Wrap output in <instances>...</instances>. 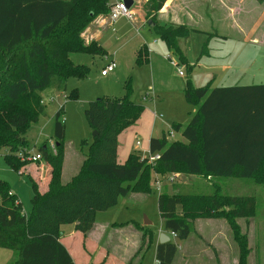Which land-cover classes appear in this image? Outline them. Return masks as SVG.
Segmentation results:
<instances>
[{
	"label": "trees",
	"instance_id": "1",
	"mask_svg": "<svg viewBox=\"0 0 264 264\" xmlns=\"http://www.w3.org/2000/svg\"><path fill=\"white\" fill-rule=\"evenodd\" d=\"M167 1L147 0L145 17L153 19L152 28L160 39L192 71L195 65L183 55L180 42L197 29L154 21ZM256 1L264 5V0ZM110 7L109 0H0V153L7 151L5 159L15 171L24 164L21 155H30L28 131L47 116L41 93L51 87L65 93L70 76L88 73L85 66L74 65L72 54H106L96 42L85 45L81 34L97 16L108 15ZM203 48L207 52V45ZM147 63L148 51L141 48L137 64ZM125 90L122 98L89 103L85 118L97 135L78 174L66 185L62 183L65 125L60 121L64 108L56 113L55 152L47 144L39 151L50 169L47 191L41 192L40 185L31 179L34 196L30 215L16 203L18 198L8 184L0 181V248L17 254L13 264H76L61 242L62 227L73 225L75 231L87 236L97 213L115 207L131 192L149 194L153 177L181 172L251 179L264 188V84L212 88L209 83L197 88L188 80L185 99L198 107L190 123L185 127L173 123L167 133L151 139L150 155H159L154 162L131 154L120 164L118 136L144 112L143 105L130 99V81ZM171 132H181L185 142L170 143ZM221 190L217 186L213 194L161 192L158 209L163 229L185 242L193 233L194 221L225 220L240 249L239 264H247L250 248L239 220L255 218L257 199L224 195ZM137 228L142 232L137 253L141 264L154 243L155 232L147 226ZM178 251L173 242L159 244L156 260L173 264Z\"/></svg>",
	"mask_w": 264,
	"mask_h": 264
},
{
	"label": "rangeland",
	"instance_id": "2",
	"mask_svg": "<svg viewBox=\"0 0 264 264\" xmlns=\"http://www.w3.org/2000/svg\"><path fill=\"white\" fill-rule=\"evenodd\" d=\"M221 1L224 2L226 0ZM114 2L115 0H109V4ZM146 2L147 0H136V3L131 8L134 18L120 19L113 27L108 28L110 26L109 14L97 16L86 30H89L88 35L84 38L83 35L86 33L84 31L81 37L87 46L92 42L98 43L106 54L104 56L80 52L72 54L71 60L74 65L85 66L89 70L88 73L84 77L70 76L67 80L65 93L59 92L54 87L41 93V98L46 106L47 116L42 117L38 123L31 126L26 138L29 141L30 154L32 155L40 153V148L45 144L50 148L51 141H55V115L61 108H64L60 118V121L65 125V160L62 171V183L64 185L68 184L78 174L85 155L93 143V130L85 118V110L88 108L89 103L100 98L124 97L126 95L125 85L128 81H130L132 86L130 99L134 103L145 106L147 103H145L144 98L147 96L157 97L159 95L161 101L163 97H166L165 103L159 107L161 110H157L158 115H162L164 121H166L169 117L168 113H179L180 115L183 113V115L186 114L188 117L190 112L193 113L196 107L189 105L184 96L187 81L191 80L192 84L197 87L207 84L215 75L209 68L211 64L236 63L238 65L240 63L253 76L259 73L264 76V14L261 18H253V22L250 19V13L244 8L245 10L243 9V11L237 13V18L233 19L226 10L229 7L228 3H225V9L223 6H219L218 2L209 0L210 10H213V12H210V17L203 14V19L197 24V27H200L205 32V35L193 31L188 38L180 42V48L185 58L190 64H197V67L191 71L188 65L180 61L176 53L168 49L156 31L150 26L149 22L153 19H146L145 17ZM160 20L161 17L160 19L159 17L154 19V21L162 23ZM236 24L239 27H236ZM250 25L253 26L252 37L261 42V44L255 45L250 43V39L245 41L239 38L241 29ZM101 31L102 33H99L101 35L98 36L97 40L95 34ZM204 44L207 45L208 54L203 50ZM141 48L151 52V55L153 52L164 58L169 65L163 61H160L162 63L158 66L153 65V68L150 65L151 62L148 65H138L137 56ZM111 62L116 64L115 71L107 77L102 76V70ZM179 71L183 72V76L179 74ZM242 71L244 70L242 69ZM255 81H259L257 77ZM262 81H264V78ZM251 83L258 84V82ZM251 83L241 82L230 85L243 86ZM179 100L184 102L182 103L184 106L183 110L180 107ZM131 127L124 130H128L129 134L123 131L118 137L128 135L127 142L129 144L133 143L135 145L138 140L142 144L141 136L139 135L138 138L134 137ZM165 130L167 133L170 129ZM168 140L170 143L175 141L185 142L180 132H174V136H169ZM6 154V150L0 153V181L8 184L11 193L20 201L23 211L30 215L33 210L32 198L34 196L31 179L39 182L42 189L44 182L50 176V169L47 168L46 163H33L21 159L24 164L20 171L17 172L7 163ZM140 154L144 155L143 153ZM146 158L149 159V157ZM174 174H176L174 182L169 183L165 179L161 181L162 189L160 191L155 181L158 179L153 177L151 183L152 191L149 194L131 192L128 196L121 197L115 207L108 211L97 213V229H102V234H104V238L101 239L104 241L100 243V250H98L102 255L99 261H105L106 255H109V259H107L109 264H122V261H124L123 264H128L129 256L125 260L122 259L124 253V256L127 254L126 250H124L125 245L127 241H131L135 236L138 242L141 240L140 230L137 227L138 225L144 226L146 220L151 222V225L147 227L153 229L154 232L158 233L162 230L163 224L158 209V197L161 192L166 191L172 194L175 190H178L184 193L213 194L215 187L220 186L224 195L254 196L257 199V214L255 218L249 221L239 220V224L241 225L242 233L247 236L250 248L247 264H264V188L256 185L251 179H209L204 176L188 175L181 172ZM180 212L181 209L179 208ZM194 222L192 223L193 233L189 241L183 242L171 237V241L177 244L179 248L176 255L177 258L175 257L176 260L173 264H184L182 258L187 252V248L195 258L205 257L204 252L200 253L201 249L210 248L209 257L213 256L214 252H217L216 245L209 239L205 240L199 234L214 233L215 229ZM117 224L125 225L119 227ZM72 229L73 225H64L62 227V231L66 235ZM228 229L230 234L229 242L231 241L235 248L237 264H239L240 249L232 238L230 227ZM102 234L101 237H103ZM71 243L75 248L83 252L84 246L78 239H72ZM98 251H96L95 255L92 252L93 261L98 260ZM136 255L134 256L135 261L133 264H138L140 252ZM16 260V253L0 248V264H13ZM141 262V264H156L154 247L146 251ZM215 262L216 264L219 263V261L217 262L213 257H210V261H202L201 263L194 259L193 264H215ZM222 262L225 264L224 261Z\"/></svg>",
	"mask_w": 264,
	"mask_h": 264
},
{
	"label": "crops",
	"instance_id": "3",
	"mask_svg": "<svg viewBox=\"0 0 264 264\" xmlns=\"http://www.w3.org/2000/svg\"><path fill=\"white\" fill-rule=\"evenodd\" d=\"M214 1L218 2L217 4L219 6H223L225 9H226L225 3H228L229 7L226 10L230 13V15H231L230 17H232L233 19H236L237 13H240L241 11H243L244 8L246 10H248V13H250V16H251L250 19H252V20H253V18H261L262 15L264 14V10H263L264 5L259 4L256 0H226L224 2L221 0H214ZM210 8H211V6H210L209 0H168L167 3L165 4V6L163 7V9L160 11L158 17H159V19L161 17L160 21L162 23H172L175 25H188L191 28L197 29V31H195V32H198V33L205 35V32L200 27H197V24L200 22L201 19H203V14H206V16H208V17L211 16L210 12H213V10H210ZM215 9H217V7H215ZM162 17H163V19H162ZM253 22H254V20H253ZM109 27L110 26H108V28ZM236 27H239V26L236 24ZM99 33H102V31L95 34L97 37V40H98V36L101 35ZM252 35H253V26L250 25L249 27L241 29V35L239 38H241L242 40H245V41L250 39V43L255 44V45L261 44V42L254 39L252 37ZM161 50H162V48H161ZM160 61L166 62L168 64L167 60H165L164 58L158 56L157 54H155L153 52H152V55H151V52H148V63L146 65L150 64V62H151L150 65H152V68H153V65H157V66L160 65V63H162ZM191 65H193V64L191 63ZM194 65L196 68L197 64L195 63ZM176 66H178V65L176 64ZM209 68L211 69V72H213V74H215V75H213V78L209 82H207V84H209V83L212 84V88H218L221 86L222 87H225V86L231 87L232 85H230V84H232V83L238 84L241 82H249V83L258 82V84L251 83L250 85H262V84H264L263 83L264 81H262L264 76H262L261 73H259L256 76H253V74H251L249 70H246L245 66L241 65L240 63H238V65L236 63L235 64H233V63L232 64H226L225 63V64H220V65L211 64L209 66ZM242 69L245 72L242 71ZM256 77L258 78L259 81H255ZM207 84H205V85H207ZM221 84H229V85H221ZM205 85H203V86H205ZM250 85H243V86H250ZM194 86L197 87L196 85H194ZM203 86H201V87H203ZM237 86H242V85H237ZM144 101H146L145 103H147V104L145 106L143 105L144 106L143 114L141 115L140 119L130 128V129H133V136L134 137L138 138L139 135L141 136L143 143L141 144V142L137 139L138 140L137 143L135 145H133V143L129 144L127 142L128 135L125 137H120V138L118 137L117 161L120 164L125 163V161L127 160V158L131 154H137V155L141 156L142 158L149 157L150 156V141L153 137H161L164 134V132H166L165 129H170L173 123L181 124L183 127L187 126L190 123L192 116L198 110V107H196V109L193 110V113H191V112L189 113V117L186 114L183 115V113L181 115L179 113H177V114H174V113L169 114L168 113L169 117L166 121H164L163 116L158 115L157 110H161V109H159V107L161 104L165 103L166 97H163V100L161 101V97L159 95L157 97H154V96L148 97L147 96L146 98H144ZM178 102L180 104L181 109L183 110L184 106L182 103H184V102H182L180 100ZM127 131H124V133H126ZM127 133L129 134V132H127ZM138 143H140L139 146H138ZM140 153H143L144 155H142ZM37 154H39V153H37ZM37 163L43 164L44 162H37ZM208 178L209 179H213V178L235 179V178L212 177V176H210ZM48 180H49V178L46 179V181L44 182V184H43L44 187H42V189H41V185L39 184V182H37L40 185V189H41L40 191L41 192L47 191ZM195 222L201 223V225H206V226H208V228L213 227L215 229L214 233L213 232H211L209 234L199 233L202 238H204L205 240H207V239L211 240L217 247L218 253L214 252V250H212L214 253H213V256H210V257L211 258L213 257L215 259V261H217V262L219 261V263H217V264H221V263L223 264L222 261H224L225 264H237V257L235 254V248H234L233 244H231V241L229 242V240H230L229 235L230 234H229V229H228L229 227H228L227 222L225 220H220V219H217V220L199 219ZM162 224H163V222H162ZM97 228H98V222H97V216H96L95 226H94L93 230L87 234V236H84L80 232L75 231L74 226L68 235H66L65 232H63L64 235L61 239V242L67 248V250L69 251V253L73 257L76 264H109V261L107 260V259H109V255H106L107 257H105L106 258V259H104L105 261H103V262L99 261L102 258V255H101V253H99L100 251H98V250H100V248H99L100 243L104 241V240H101L104 238V234H102V231H101L102 229H97ZM101 234L103 237H101ZM162 234L168 235L170 237L169 242H172L170 234L167 233L166 231H164L163 228L158 233L155 232L154 243L152 245V247H154V249H155V258H156L157 246L159 244H161L160 239H161ZM139 235H140V239H141L142 238V232L141 231H139ZM72 239L73 240L78 239L80 241V243L83 244V246H84L83 252H81L79 249L75 248V246L71 243ZM187 241H189V239ZM209 243H210V241H209ZM140 245H141V240L138 242V239L136 236L131 241H127V243L125 245V249H124V250H126L125 252L127 254H126V256H124L125 255V253H124L122 259L125 260L126 257L129 256L128 264H133V262L135 261L134 256L138 253ZM128 250H129V252H128ZM96 251H98V255H97L98 260L93 261V257H91V254L93 252L95 255ZM201 252H204L205 257L200 256V257L195 258V256L190 251H188V248H187V252L184 254V256L182 258L184 264H193L194 259H197L198 263H201L202 261H205V262H207L208 260L210 261V257H209L210 254L209 253L211 252V249L210 248L205 249V250L201 249L200 253ZM176 258H177V256H176ZM176 258H175V260H176ZM83 259L85 260V262ZM175 260H174V262H175ZM123 262L124 261H122V264H123ZM156 262H157V260H156ZM215 264H216V262H215Z\"/></svg>",
	"mask_w": 264,
	"mask_h": 264
},
{
	"label": "built area",
	"instance_id": "4",
	"mask_svg": "<svg viewBox=\"0 0 264 264\" xmlns=\"http://www.w3.org/2000/svg\"><path fill=\"white\" fill-rule=\"evenodd\" d=\"M135 3H136V0H134ZM123 18H128V19H132L134 18V14L132 12L131 9H129L127 7V5L125 3L122 2V0H115V2L113 4H111V7H110V12H109V15H108V20H109V23H110V27H113L114 24L120 20V19H123ZM89 31V30H88ZM88 31H86V33L83 35V37L85 38L87 35H88ZM178 65V64H177ZM116 69V64L114 62H111L109 63L101 72V75L106 77L108 76L110 73L114 72ZM179 74L180 75H183V72L182 71H179ZM170 136H174V133L171 132L170 133ZM140 145V143H138V146ZM50 148L52 151L55 152V142L54 141H51L50 143ZM159 158V155H150L149 156V161L150 162H154L155 160H157ZM21 159L23 161H30V162H41L42 161V157L40 154H36V155H32L30 154L29 156L27 157H24L21 155ZM175 175V176H174ZM157 179L156 180V185L158 187V190L160 191L162 189V185H161V181L162 180H167L169 183H172L175 181L176 179V174H170L168 175L167 177H160V176H157ZM12 194V193H11ZM20 201H16V203L18 204ZM171 237L173 238H177V235L175 233H172L171 234ZM157 264H159L158 262H156Z\"/></svg>",
	"mask_w": 264,
	"mask_h": 264
},
{
	"label": "water",
	"instance_id": "5",
	"mask_svg": "<svg viewBox=\"0 0 264 264\" xmlns=\"http://www.w3.org/2000/svg\"><path fill=\"white\" fill-rule=\"evenodd\" d=\"M122 2L125 3L129 9H131L132 6L135 4L134 0H122ZM149 24H150L151 27H154V25H155V24L152 23V21H150ZM96 135H97V133L93 132V137H95ZM149 225H151V222L146 220L144 222V226H149ZM169 241H170V237L168 235H166V234H162L161 239H160L161 244L167 243Z\"/></svg>",
	"mask_w": 264,
	"mask_h": 264
}]
</instances>
